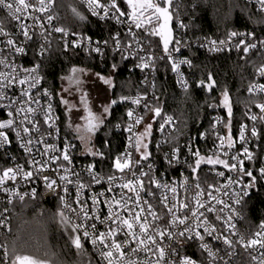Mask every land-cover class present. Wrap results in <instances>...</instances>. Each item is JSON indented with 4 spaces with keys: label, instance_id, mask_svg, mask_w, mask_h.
<instances>
[{
    "label": "built area",
    "instance_id": "2783aa9c",
    "mask_svg": "<svg viewBox=\"0 0 264 264\" xmlns=\"http://www.w3.org/2000/svg\"><path fill=\"white\" fill-rule=\"evenodd\" d=\"M90 18L97 22L114 23L116 29L108 32L106 37L103 39L90 37L88 35H81L72 32L70 29L58 23V16L55 11V5L53 0H46L48 7L46 11L40 12L34 10L38 8V0H28L30 5L29 9H26L19 19L7 9L0 7V28L3 29V33H0V61L4 63L0 64V72L8 74L12 71V75L19 78H24L26 75H31L39 78V84L36 88L32 89V96L39 99L40 105L47 107L51 103V117L49 123L53 124L54 127H48L44 124V116L39 113L37 105L33 104L32 107L37 109L35 115L36 121L39 122L41 133L43 138L48 144L54 145L57 152L52 153L53 155L62 152L66 145L71 142L72 147L70 149L71 163L67 164V167L72 170L69 172L68 178L72 183L68 184L67 194L63 190V185L59 181V176L64 174L61 169L57 168V165L53 163L50 165V171H43L37 173L39 165H33L30 157L22 147L23 141L16 135L14 128L5 129L6 135L8 136L9 143L0 147V172L9 167L16 168L21 167L24 171H32L33 177L29 178L28 182H24L20 176L17 177L16 181H7L5 187L14 189L20 193H32L35 195L26 196L24 200L41 199L44 201H54L58 205L59 213L64 210L66 215H70L74 222L77 221L74 213L68 212L64 209V204L61 197L65 200L72 201V208L78 209L80 205L77 201V184H84L86 187L79 191V199L84 202V205L90 210L89 215L93 213L100 216V220L89 221V223L96 224V234L98 235L101 231H106L107 225L100 221L108 214V205L105 202L107 199L113 197L120 198V194L123 191L125 195H129L127 190H122L118 186L110 185L108 177L112 175L119 176L120 173L114 168V158L122 156L126 152H131L134 160H140V153L135 152L130 146V137L133 133L128 131V125L132 123V119L135 117H143L141 124L136 125L133 132L139 134L144 131L146 125H152L151 135L148 136L145 142L148 144L147 151L150 153L147 160H143L140 164L136 165L134 171L139 176L140 172H147L154 180L159 181L162 185H167V188L157 187L154 183H149V177L145 176L142 179L147 189L142 193L144 198L151 202L154 206L155 211L162 218L156 221L158 227L164 231L165 235L156 236L158 247L163 248L165 255L161 264H184L186 260H190L192 264H235L239 260L246 258L252 264H259L261 254L264 253V249L259 247L245 248L240 242V236L244 237L245 241L252 239L255 233L259 232L261 225H257L251 232H247L243 225V214L242 207L245 198L247 197L251 184L260 178L264 181V173L261 169H264V154L259 155L254 147L255 137L251 136V129L255 127L258 131L257 123L260 119L253 121L250 119L251 115L261 116L260 109L255 106L253 111L247 115L246 123L242 124L247 127L245 135L247 137V143L240 141L239 135L241 126L238 128L236 133H233L231 129V136L233 138V147L227 148V140L225 141L224 151L229 153L228 156H221L223 159H228L229 163H234L230 157L235 154H240V158L243 159V172L241 171H230L223 167V165H209L202 163L200 167L194 172L193 166L197 157L194 156L195 152H199L202 156L208 157L217 152L220 154L221 150H218L217 145L219 141L217 136L227 137L229 134L224 122L222 114L217 112L210 115L211 125L209 132L203 131L197 137L195 135L188 134L182 138L179 136L178 121L173 114L162 112L161 117L154 115L149 108H156L158 106L159 95L156 91V78H157V61L164 59L168 61L172 67V62L169 60L168 55L163 51V40L160 38V48H156L151 39L149 38V31H155L162 24V18L155 11L154 8H140L137 10V17L141 21L142 27L136 28L131 19V13L121 17L122 23L117 22L113 18L115 13L110 14L108 17L101 18L103 11L98 10L97 15H93L92 9L89 8L88 0H74ZM245 5L254 8L257 12H264L261 10V5L257 3V0H240ZM101 4H107L109 0H99ZM168 5V3H166ZM176 9L173 11L169 10L171 19L169 20L168 28L171 31V43L169 49L172 57L176 62L179 60H189L191 58L188 51L191 49H200L210 54L222 53V52H237V53H251L257 52L264 56V33L255 30H244V31H228L226 34L220 37L204 36V35H190L187 23L182 17L178 16L175 18ZM74 17L84 22L85 18L81 19V15L76 11H72ZM52 19L49 22L48 17ZM172 21L174 26H171ZM21 24L28 26L27 31L31 36V39H27L23 35V31L20 27ZM56 28L63 29L62 32H56ZM43 33V35L41 34ZM232 33L237 35L232 36ZM155 36V35H153ZM12 39L14 44L9 46L7 40ZM119 41L117 46L116 41ZM216 41L217 47L221 50L212 51L211 42ZM223 41V44L220 42ZM61 42L69 48L84 52L88 55H92L98 58L100 68H103L105 63L110 60L114 55L121 57L122 62L125 63L126 70L129 73H133L138 77V85L136 90L125 97L130 98H141V104L135 105L131 103V100L119 102L125 106V120L122 124H117L116 129L121 130L124 135V144L121 151L112 157L109 165L102 163L95 164L93 161L86 159L85 153L81 152L78 148L77 139L75 136L65 132L61 126V119L58 113L55 95L50 88H48L43 79L40 61L42 58L49 55L54 43ZM106 42V43H105ZM178 42V43H177ZM244 44H255V48H251L248 52L244 51ZM99 46L101 48L100 53H96L92 49ZM23 48V52H16L15 48ZM179 50L176 51L175 49ZM151 57V63L148 68H141L138 65L142 63L141 57ZM191 66L184 64L180 65V73L172 70L174 82L179 90H184L181 84V74L183 80H185L189 86V82L186 78V72ZM260 68V67H259ZM258 68V69H259ZM258 69L254 74V81L249 85H260L264 84V76L259 74ZM27 85L14 84L12 87L6 89L8 99L0 101V123H4L9 119H13V116H9L8 113L13 111L15 114V108L17 105L10 104L9 101L15 100L20 96L23 88ZM248 87V88H249ZM47 92L48 95H44ZM249 93V92H248ZM259 98L257 104L264 103V93H250ZM147 105V107L145 106ZM221 107L226 109L222 104ZM129 110H134V117L130 119L127 116ZM171 116L173 121L171 124L165 122L163 117ZM22 117H16L19 121ZM221 123L217 124V121ZM164 124V130H160V125ZM51 133V135H48ZM23 136L27 137L28 134L22 133ZM32 135L39 137V133L35 130L32 131ZM44 145L40 144L34 148L33 155L37 161L41 160V156L38 154L39 149H43ZM247 147L249 152L252 154V159H246L242 155L243 148ZM176 152L175 157L173 152ZM47 160V156L44 157ZM89 166L93 167V172L96 176L100 177V183L95 182L92 176L86 171ZM219 172H223L224 176L218 175ZM251 172L252 175L248 176L245 173ZM49 176L57 180L55 190L49 189L43 177ZM129 178L131 175L129 174ZM230 181L232 183L230 184ZM119 180L117 181V184ZM199 185V188L197 187ZM112 188V191H109ZM175 188L176 191L173 193L170 189ZM149 192L153 193L150 195ZM203 193L199 196V200L204 202L207 206L211 204L216 210L207 212L206 209H198L197 205V193ZM103 193L104 195H100ZM216 197L223 203H217L216 200H210L208 194ZM162 195L168 197L169 206L175 207L176 215L183 218L187 213L188 219L186 225H177L172 223L171 215L167 214V209L160 202ZM96 197L98 203L93 208L92 198ZM239 198L240 203H236V199ZM9 199L12 203H9ZM20 201L16 197H11L9 193L0 191V215L7 221L5 227L0 222V236L9 234L11 232V216L12 207L14 203ZM131 204V202H129ZM187 204L193 210H197L201 213L197 217L200 221L201 226L197 227V220L191 218V212L188 209L182 207ZM227 204L229 208H224ZM223 209V211H219ZM234 217L231 221L235 225V229H229L227 224L224 223L225 218L230 215ZM220 219H217V216ZM151 220V217H149ZM210 229H214L211 234L205 231L204 224ZM187 228L193 229L190 233ZM168 232L173 235L169 237ZM183 232V235L179 233ZM199 232L203 236V240L194 236L193 233ZM75 235L81 236V242H84L94 253L97 264H107V261L102 259L99 250L96 246L91 243V237H83V229ZM228 238L233 241L232 246L226 245L224 239ZM115 239L117 242L124 240L123 233H119ZM206 244L207 249L201 245ZM132 248L136 247L135 243H132ZM127 255L130 254V248L126 244L122 249ZM209 250L212 255L209 254ZM0 257H3V249H0ZM255 257V259H254ZM157 252H145L138 251L132 256V260L135 264H146L147 261H152L153 264L157 261ZM0 264H6V259H0Z\"/></svg>",
    "mask_w": 264,
    "mask_h": 264
},
{
    "label": "trees",
    "instance_id": "16d2710c",
    "mask_svg": "<svg viewBox=\"0 0 264 264\" xmlns=\"http://www.w3.org/2000/svg\"><path fill=\"white\" fill-rule=\"evenodd\" d=\"M53 1L58 23L74 33L103 39L108 32L116 29L112 22L94 21L74 0ZM150 2L168 7L170 11L176 9L175 18L180 16L186 21L190 35L220 37L228 31L249 29L264 33V12H257L240 0H171L170 5L164 0H150ZM118 6L126 15L132 12L127 0H118ZM73 9L85 18L84 22L78 21L73 16ZM171 26H174L173 21ZM149 38L156 48H160L161 40L158 36L150 35ZM188 54L191 58V67L186 72L189 82L186 90H179L176 87L170 63L164 59L157 61L156 91L159 95L157 101L159 108L162 112L176 117L179 136L182 138L188 134L197 137L203 131L209 132L210 115L217 112L222 114L225 123L231 121V129L236 133L238 128L246 123L248 113L253 111L259 101L257 96L248 93V87L254 81L256 70L264 66V56L257 52L210 54L200 49H191ZM40 64L44 83L55 95L61 126L70 135L73 134L67 131L63 122L64 110L58 92L61 77L71 67H84L103 75L113 73L114 86L110 91V101L132 94L138 85V77L126 70L120 56L114 55L103 68H100L97 57L75 51L61 42L54 43L51 52L41 59ZM212 81L214 87L209 89L208 84ZM225 91L230 98L231 117L227 109L221 107ZM125 112V106L119 102L111 105L107 118L95 133L92 145L96 149L95 152L103 154L102 158L83 152L77 140L78 148L85 153L86 159L98 165L99 163L109 165L112 157L121 151L124 135L121 130L116 129V125L124 122ZM257 128L258 135L255 136L254 147L257 154L263 155L264 119L258 121ZM242 214L244 229L247 232H251L261 223L264 224V181L258 177L251 184L244 200ZM20 223H24L27 228L37 226V239L51 251L59 264H97L92 250L84 242H81L82 247L77 249L72 243V236L62 229L56 202L36 198L14 203L9 235L19 227ZM81 251L85 255L81 256ZM33 256L41 259L39 255ZM235 264L252 263L243 258Z\"/></svg>",
    "mask_w": 264,
    "mask_h": 264
},
{
    "label": "snow or ice",
    "instance_id": "6c2138e0",
    "mask_svg": "<svg viewBox=\"0 0 264 264\" xmlns=\"http://www.w3.org/2000/svg\"><path fill=\"white\" fill-rule=\"evenodd\" d=\"M164 2L168 3L170 5L171 0H164ZM89 8L92 9L93 15L98 14V10L103 11V16L101 18L108 17L110 14L115 13L113 15V18L117 20V22L122 23L123 20H121V17H124L126 13L121 10V8L118 6V0H109L107 4H101L99 0H88ZM257 3L261 5V10H264V0H257ZM128 6L132 9L131 13V19L134 23L136 28H141L142 24L141 21L137 17V10L141 7L143 8H154L155 11L159 14V17L163 18L164 23L160 25V29L158 32L155 31H149V35H159L160 38L163 40V51L168 55L169 60L172 62V70L180 73V65L187 64L191 66V62L189 60H179L176 62L174 58L172 57L171 51L169 49V45L171 43V31L168 28V22L171 19L169 15V8L163 7L159 3L153 4L150 2V0H145V3L143 5L138 4L136 0H127ZM38 8H35L36 11H46V8L48 5L46 4V0H38ZM0 7L9 9L12 14L16 17V19H19L20 15L23 14V12L26 9H29L32 7L28 0H0ZM75 11V9H73ZM52 17L49 16L48 20L51 21ZM83 19V17H81ZM23 35L27 39H31V36L29 35V32L27 31L28 26L25 24L20 25ZM56 32H62L63 29L56 28ZM0 33H3V29L0 28ZM43 35V33H41ZM232 36L237 35L236 33H232ZM106 43V42H105ZM117 46L119 44V41H116ZM178 43V42H177ZM224 42L221 41L220 44H223ZM7 44L9 46H13L14 42L12 39L7 40ZM217 42L212 41L211 42V48L212 51H219L221 50L219 47L216 46ZM255 44H244V51L248 52L251 48H255ZM96 53L101 52V48L99 46L92 49ZM176 51L179 49L176 48ZM16 52H23V48L17 47L15 48ZM142 63L138 66L141 68H148L149 64L151 63V57L149 56L147 59L145 57H141ZM4 63L3 61H0V64ZM115 68V65H113ZM14 71V70H12ZM12 71H10L8 74H5L3 72H0V101L7 100V94L6 89L12 87L14 84L18 85H27L26 88H23L20 96L17 97L13 101H9L10 104H15L17 107L15 108V114L13 111H10L8 113L9 116H13V119H9L4 123H0V147H3L4 145L9 143L8 136L6 135L5 129L14 128L16 130V135L21 138L23 141L22 147L24 148L25 152L32 157V164L33 165H39L37 168V173L43 172V171H50V165L55 163L57 165L58 169H61L64 174H61L59 176V181L63 185V190L67 194L68 192V184L72 183V181L68 178V173L72 172L70 168L67 167V164L71 163L70 159V149L72 147L71 142L66 145L65 149L62 152H59L56 155H53L52 153H56L57 150L54 145H50L47 143V141L43 138V133H41V129L39 127V122L36 121L35 115L37 113V109L33 108L32 105L35 104L39 108V113L44 116V124L48 125V127H54L53 124L49 123V121L52 119L51 117V103L47 105V107L40 105L39 99L32 96L31 92L32 89L36 88V86L39 84V78L34 77L31 75H26L24 78L15 77L12 75ZM259 74L261 76H264V66H261L259 69ZM73 75H70L67 79L70 84H75L77 86V90L81 91L80 96V103L83 104L84 110L87 112V116L83 117L85 119L86 123L83 127L80 125H76L75 130L80 134L81 140H88L90 139L91 135L94 134L100 127V125L103 123L105 116L110 112L111 105H114L118 102L128 101L131 100L132 104L140 105L141 104V98H130L121 96L119 97V100L113 99L110 101L109 105H105L102 109V112L99 114H96L92 111V109L89 107L87 103V93L84 92L80 85L82 84V81L79 79V76L77 73H84L83 69H72ZM97 78L100 79L105 85L108 87H113V81L111 78L101 76L100 74H96ZM209 81H211V77H209ZM204 83L203 81L201 82ZM181 84L182 87L186 90L188 87V84L185 80H183V76L181 74ZM214 86V81L208 84L209 89H211ZM249 93H264V84L260 85H252L248 88ZM44 95H48L47 92L44 93ZM61 102L66 106V110L71 113L74 109L77 108V105L72 104L67 99H62ZM223 105L227 109L229 117L232 115V107L230 104V98L227 91L223 93ZM147 107V105H145ZM260 111L261 116L258 117L256 115H251L250 119L253 121H256L257 119H264V103L257 104L256 105ZM150 111L154 113L155 116L161 117V109L159 107L156 108H149ZM22 117L19 121L16 120V117L21 116ZM127 116L132 119L134 117V110H129L127 112ZM143 117H135L132 119V123L128 125V131L130 133H133V135L130 137V146L135 150V152L140 153V160H134L132 158L131 152H126L122 156H117L114 158V168L117 170L118 173H120L119 176L112 175L108 177V182L110 185L118 186L122 190H127L129 195H125L122 191L120 194V198H111L107 199L105 202L108 205V214L106 217H104L103 220L100 222L107 225L106 231H101L96 234V224L95 223H89V221L93 220H100V216L98 214L93 213L91 216L89 215V209L84 205V202L79 199V191L83 190L86 185L84 184H77V201L80 205L78 209L72 208V201L65 200L64 197H61V200L64 204V209L68 212L74 213L76 216L77 221L80 222H74L70 215H66V212L62 210L59 213L60 220L63 224L70 227L72 233H79L81 229H83V237L88 238L91 237V243L97 247L99 250L100 256L102 259L107 261V264H135V261L132 260V256L135 255L138 251H145V252H157L158 251V258L155 264H161V261L163 260V257L165 255V251L163 248L158 247V242L156 240V236L165 235L164 231H162L158 225L156 224V221L160 220L162 217L157 214V212L154 209V206L151 204L150 201L146 200L144 196L142 195L143 192H145L147 189L145 188L144 180L142 179L145 176L149 177V183L156 184L157 187H164L167 188V185H162L159 181L154 180L151 176H149V173L147 172H140L139 176L134 171L136 165L140 164L143 160H147L150 153L147 151L148 144L145 142L146 138L151 135L152 131V125L148 124L145 126L144 131L140 132L139 134H135L133 132L136 125L141 124ZM166 123L171 124L173 121V117L167 116L163 117ZM221 123V121H217V124ZM228 128L229 134L227 137L224 136H217V140L219 141L217 148L220 151V154H217V152H213L211 156L205 157L202 156L198 151L194 153V156L197 157L195 160V165L193 166V171L195 172L202 163H206L209 165H223L224 168L229 169L230 171H241L243 172V159L240 158V154H235L230 157L232 161H235L234 163H229L228 159H223L221 156H228L229 153L227 151H224L225 148V141L227 140V148L233 147V138L231 136V121L229 120L228 124L226 125ZM35 130L36 133H39V137H35L32 135V131ZM160 130H164V124L160 125ZM247 127L245 125L241 126L239 139L240 141L247 143V137L245 135V132L247 131ZM22 133L28 134L27 137L23 136ZM48 135H51V133H48ZM257 131L255 127L251 129V136L255 137L257 136ZM43 144V149L38 150V154L41 156V160L37 161L35 159V156L33 155L34 148L36 146ZM175 150L173 152V156L175 157L176 152ZM89 152H91L93 155H98L101 158L103 157L102 153L93 152L92 149H89ZM242 155L246 158L251 160L252 154L249 152L248 148L245 147L242 150ZM47 156V160L44 159V157ZM64 162H67L65 164ZM94 166H89L86 170L90 176H92V179L95 180V182L100 183V177L96 176L93 172ZM261 172L264 173V169H261ZM129 174L131 175V178H129ZM248 176H251V172L245 173ZM218 175L224 176L223 172H219ZM20 176V178L26 183L28 182L29 178L33 177L32 171H24L21 167L17 166L14 168H7L2 170L0 172V191H4L9 193L11 197H16L20 201H23L26 196H32L35 195V192L32 193H20L18 191H15L14 189H10L5 187V184L7 181H16L17 177ZM44 182L46 186L49 189L55 190V187L57 185V180L55 178L44 176L43 177ZM119 180V183L117 184V181ZM232 181H230V184ZM199 188V185H197ZM112 188H109V191H112ZM173 193H175L176 189L171 188L170 189ZM150 195H153V193L149 192ZM203 193L198 192L197 193V205L198 209H206L207 212H212L216 209L212 207L211 204L205 205L204 202L199 200V196ZM100 195H104L101 193ZM208 198L210 200H216L217 203H223L222 201L218 200L216 197L212 196L211 193L208 194ZM9 203H12V200L9 199ZM131 202V204L129 203ZM161 204L164 205V207L167 209V214L171 215L172 223L177 225H186V221L188 219L187 213H185L183 218L178 217L176 213V208L169 206L168 204V197L166 195H162L160 198ZM98 203V200L96 197L92 198V204L93 208ZM236 203H240L239 198L236 199ZM182 207L188 209L189 212H191V218L193 220H197V217L201 215V213L197 210H193L189 205L184 204ZM224 208H229L227 204L224 205ZM219 211H223V209H220ZM230 215L225 218L224 223L227 224L229 229H235V225L231 223L232 219L234 218L231 215V209H229ZM149 217H151V220H149ZM221 217L218 215L217 219H220ZM0 222L3 223V225L7 226V221L3 219L2 215H0ZM197 227H200V221L197 220ZM204 228L206 232H209L211 234L212 231H215L214 229H210L206 222L204 224ZM187 231L192 233L193 229L187 228ZM123 233L124 240L117 242L115 237L119 234ZM184 233L181 232L179 235H183ZM194 236L198 237L199 239L203 240V236L200 235L199 232L193 233ZM167 235L171 237L173 234L171 232H168ZM240 242L243 244L245 248H261L264 249V225H261V229L259 232L255 233L254 237L248 241L244 240L243 236H240ZM72 243L75 245L77 249H80L82 247L81 244V236L75 235L72 238ZM132 243L136 244L135 248H132ZM224 243L226 245L232 246L233 241H231L228 238L224 239ZM128 245L130 248V254L127 255V258H125L126 253L122 250L125 245ZM203 248L207 249L206 244L201 245ZM0 249H3V257H0V259H6V264H44V261H42L39 258L34 257L31 254L27 253H20L16 254L14 257L8 258V253L5 248L0 247ZM209 254L212 255L211 251L209 250ZM255 259V257H254ZM146 264H153L152 261H147ZM184 264H192L190 260H186ZM259 264H264V253L261 254Z\"/></svg>",
    "mask_w": 264,
    "mask_h": 264
},
{
    "label": "rangeland",
    "instance_id": "374dc122",
    "mask_svg": "<svg viewBox=\"0 0 264 264\" xmlns=\"http://www.w3.org/2000/svg\"><path fill=\"white\" fill-rule=\"evenodd\" d=\"M136 2L138 4L143 5L145 3V0H136ZM159 29L160 27L155 29V32H158ZM73 68L84 70V73L82 74L77 73V75L79 76V79L82 81L80 88L84 92L87 93V103L89 107L92 109V111L96 114L101 113L105 105H109L110 91L112 87L111 88L108 87L100 79H98L96 76L97 73H94L89 69H86L84 67H79V66L71 67L66 72V74L62 76L60 79V88L58 92L60 100L67 99L72 104L77 105V108L74 109L71 113H69L66 110V106L61 102L62 108L64 110L63 122L65 124V127L67 131L71 132L76 137V139L79 141L80 147L83 150V152L91 153L89 152V149H92L93 152H95L96 150L95 147L92 145L93 137L95 133L99 131L100 127L104 123L109 113L105 116L104 121L100 125L99 129L94 134L91 135L90 139L88 140L80 139V134L75 130V127L77 124L80 125L81 127L85 125L86 121L85 119H83V117L87 116V112L84 110L83 104L80 103L81 91L77 90V86L75 84H70L67 79L70 75H73L72 73ZM112 74L113 73L110 72L105 75L103 74H100V75L111 78L113 81ZM113 85H114V81H113ZM221 102L223 104V97H222ZM61 227L64 230V232H66L68 235H71L72 238L75 236V233L71 232L70 227L66 226L63 223H61Z\"/></svg>",
    "mask_w": 264,
    "mask_h": 264
},
{
    "label": "clouds",
    "instance_id": "9594fccd",
    "mask_svg": "<svg viewBox=\"0 0 264 264\" xmlns=\"http://www.w3.org/2000/svg\"><path fill=\"white\" fill-rule=\"evenodd\" d=\"M37 232V226L33 225L27 228L24 223H20L12 234L0 236V247L6 249L8 258L14 257L16 254L28 253L39 255L44 264H59L51 251L37 239ZM80 254L81 256L85 255L83 251Z\"/></svg>",
    "mask_w": 264,
    "mask_h": 264
},
{
    "label": "water",
    "instance_id": "95a60500",
    "mask_svg": "<svg viewBox=\"0 0 264 264\" xmlns=\"http://www.w3.org/2000/svg\"><path fill=\"white\" fill-rule=\"evenodd\" d=\"M164 23V21H163V18H162V24ZM168 25H169V22H168ZM214 87V86H213Z\"/></svg>",
    "mask_w": 264,
    "mask_h": 264
}]
</instances>
